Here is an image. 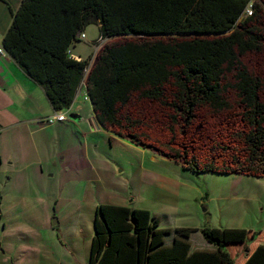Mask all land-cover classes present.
<instances>
[{
    "label": "trees",
    "instance_id": "1",
    "mask_svg": "<svg viewBox=\"0 0 264 264\" xmlns=\"http://www.w3.org/2000/svg\"><path fill=\"white\" fill-rule=\"evenodd\" d=\"M10 14L1 57L54 111L37 128L65 123L68 117L52 126L43 120L68 111L83 91L97 126L133 146L194 174L264 177V76L241 61L264 55V0H21ZM92 25L99 32L94 53L72 54ZM218 116L227 118L222 134L203 130L207 138L187 139ZM197 144L209 148L199 152ZM159 225L149 210L97 205L87 264H264V247L251 253L248 246L264 241L261 232L203 228L215 250H191L195 229ZM170 235L171 245H163Z\"/></svg>",
    "mask_w": 264,
    "mask_h": 264
},
{
    "label": "rangeland",
    "instance_id": "2",
    "mask_svg": "<svg viewBox=\"0 0 264 264\" xmlns=\"http://www.w3.org/2000/svg\"><path fill=\"white\" fill-rule=\"evenodd\" d=\"M3 19H6L10 24V8L7 2L0 0L1 26ZM259 27L264 33V14H261ZM98 33V27L95 25L85 29L86 38L70 49L72 54L79 55L81 58L92 55L94 53L92 44L97 40ZM241 61L249 72L259 77L264 76L263 54H248ZM228 78L229 81L231 77L228 76ZM38 89L40 100L42 98V105L46 110L49 102L42 90ZM40 100L37 96L35 101L29 103L35 116L33 119L36 118L33 124H37L42 118H45ZM62 112L67 117L72 113H78L85 119H91L92 107L89 102L83 101L81 92L73 103V109ZM225 117H208L205 128L199 133L193 128L187 139L193 141L195 137L207 138L203 130H206L208 135L211 132L222 134L219 128L221 125H226L227 118ZM79 126L83 127L82 132L88 133L86 136H83L82 132L73 131V138L66 140L62 133L55 132L53 136L50 131L38 133L37 141L40 146L43 143L47 145V149L41 148V157L45 160V164L46 162L50 164L52 143H56L59 151L62 140H66L63 149L68 152L72 150L70 145L73 144L74 158L78 161L77 164L80 166L83 163L86 164L85 171L80 167L78 175L61 173L54 178L43 179L44 183L42 184L48 188V191L54 190L58 193L61 206H63L62 202L66 206L73 194L74 205L77 203L80 207L88 205L91 208L93 204H104L149 210L150 212L156 211L160 216L162 226L175 229L195 228L196 231L192 233L191 237V245L196 248L209 245L202 236L203 228L256 230L253 232L264 228V177L220 173L194 174L184 170L174 160L133 146L99 126H95L93 130L90 126L88 128L86 123ZM181 127L182 125L177 130L179 133H177L176 143L183 136ZM49 128L45 127L44 129ZM167 140L168 138H165L161 141L166 142ZM197 145L199 152L209 148ZM232 145L239 159H242L241 146L237 142ZM29 187L35 192L42 189L41 183L34 178L31 182L28 181ZM62 216L67 218L63 223L65 227H70L71 222L76 219V215H74V220L71 214L64 213ZM90 218L92 219L93 216L89 215L87 210L80 211L81 226L82 221L87 222ZM81 226L80 232H82ZM86 254L84 250H80V259L84 258L85 260Z\"/></svg>",
    "mask_w": 264,
    "mask_h": 264
},
{
    "label": "crops",
    "instance_id": "3",
    "mask_svg": "<svg viewBox=\"0 0 264 264\" xmlns=\"http://www.w3.org/2000/svg\"><path fill=\"white\" fill-rule=\"evenodd\" d=\"M3 1L7 2L11 13L18 9L21 2ZM2 22L1 41L10 26L6 19ZM38 88L9 57L0 56V264H87L93 218L87 222L82 221L81 226L79 213L87 210L89 215L94 216L97 205L93 204L91 208L88 205L80 207L77 203L74 205V195L71 194L68 204L65 206L62 202L61 206L58 193L54 190L48 191L42 183L44 178H54L61 173L78 175L80 167L85 171L86 164L80 166L74 158L73 144L70 145L72 147L70 152L63 147L67 138H73V131L82 132L83 127H80V124L86 123L92 130L97 124L93 113L91 119L72 113L70 116L73 120L68 117L65 123L57 124L53 126L54 128L46 130L37 128L33 124L36 118L33 119L35 116L29 103L35 101L37 96L40 100ZM40 103L45 118L54 113L50 105L44 110L42 98ZM72 109L73 105L68 111ZM45 131H50L51 136L58 132L66 137V140L61 141L59 151L56 143H52L50 164L47 162L45 164L41 157V148L47 149V145L43 143L40 146L37 141L38 133ZM87 134L85 131L82 132L83 136ZM33 178L41 183L42 189L39 192L28 188V181L31 182ZM64 213L71 214L73 220L76 215L70 227L63 226L67 220L62 216ZM153 213L158 216V212ZM158 218L160 220V216ZM159 228L175 230L169 226H162L161 221ZM258 232H261L264 238V228ZM171 237L172 235L163 242V245H171L173 239ZM191 237L192 235L189 238L190 243ZM259 245L264 247V241L248 244L251 253ZM80 250L87 253L85 260L80 259ZM191 250L214 251L215 248L207 244L201 248L191 245ZM242 259L243 257L241 261Z\"/></svg>",
    "mask_w": 264,
    "mask_h": 264
},
{
    "label": "built area",
    "instance_id": "4",
    "mask_svg": "<svg viewBox=\"0 0 264 264\" xmlns=\"http://www.w3.org/2000/svg\"><path fill=\"white\" fill-rule=\"evenodd\" d=\"M252 11H253V7H252V3L250 2L244 10V16L250 17L252 15ZM3 55H4V50L2 49L1 44H0V56H3ZM84 100H87V99L84 98ZM65 118L67 119L66 115L63 112H59V113L54 114L53 117H50L49 119H47V121L46 120H43V121L47 123L46 124L47 126H52L54 123L65 121Z\"/></svg>",
    "mask_w": 264,
    "mask_h": 264
},
{
    "label": "water",
    "instance_id": "5",
    "mask_svg": "<svg viewBox=\"0 0 264 264\" xmlns=\"http://www.w3.org/2000/svg\"><path fill=\"white\" fill-rule=\"evenodd\" d=\"M69 118L72 119L73 117H72V116H69ZM55 224H57V223H55ZM55 224H54V225H55Z\"/></svg>",
    "mask_w": 264,
    "mask_h": 264
}]
</instances>
